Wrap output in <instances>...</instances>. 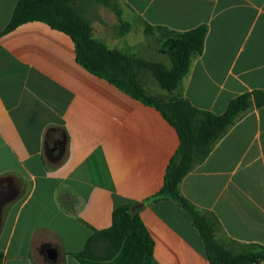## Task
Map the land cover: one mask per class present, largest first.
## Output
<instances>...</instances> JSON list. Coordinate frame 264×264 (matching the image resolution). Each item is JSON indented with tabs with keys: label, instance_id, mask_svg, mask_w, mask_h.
<instances>
[{
	"label": "crops",
	"instance_id": "crops-1",
	"mask_svg": "<svg viewBox=\"0 0 264 264\" xmlns=\"http://www.w3.org/2000/svg\"><path fill=\"white\" fill-rule=\"evenodd\" d=\"M17 1L0 0V264H209L190 214L170 198L151 200L179 146L173 125L79 65L64 32L30 21L2 33ZM119 1L120 20L91 25L109 49L139 56L145 25L206 26L180 83L194 107L221 114L264 89V0ZM133 16L140 28H119ZM178 191L212 219L217 241L264 247V106L245 113ZM124 203H143L152 255L127 235L116 251L100 236L92 259L75 257Z\"/></svg>",
	"mask_w": 264,
	"mask_h": 264
},
{
	"label": "trees",
	"instance_id": "trees-1",
	"mask_svg": "<svg viewBox=\"0 0 264 264\" xmlns=\"http://www.w3.org/2000/svg\"><path fill=\"white\" fill-rule=\"evenodd\" d=\"M77 1L83 0H18L2 33L26 22H44L70 36L79 65L130 97L155 107L177 131L179 146L167 166L163 186L151 200L170 198L190 214L202 238L209 264H264V247L243 245L236 251L217 241L213 236L212 219L196 211L178 191L181 179L208 156L214 145L245 113L264 106V89L234 97L221 114L198 109L180 93V83L192 58L202 52L206 26L177 32L166 27L145 25L146 37L159 34L162 42L160 52L168 57L169 64L145 60L109 49L94 39L91 26L81 16ZM146 75H150L167 94L161 96L152 92L146 84ZM142 205L124 203L116 206L112 211L111 226L94 231L84 249L73 255L82 261L89 260L93 257L90 247L96 238L109 239L116 251L127 235H133L151 256L153 241L139 216Z\"/></svg>",
	"mask_w": 264,
	"mask_h": 264
},
{
	"label": "rangeland",
	"instance_id": "rangeland-1",
	"mask_svg": "<svg viewBox=\"0 0 264 264\" xmlns=\"http://www.w3.org/2000/svg\"><path fill=\"white\" fill-rule=\"evenodd\" d=\"M76 5L80 10L81 16L84 18V20H86L90 24V26L95 20L110 21V22L113 20V18H117V20H120V16L124 10L119 0H96V1L83 0V1H77ZM131 24H133L135 27L138 28L141 27V22L139 21V19H137L134 16L132 17L129 23H123L119 21L118 26L119 28H122V26L124 27V25H127V27L128 26L131 27ZM159 37L160 36L157 33L153 37H147L146 43L148 48L145 51V49L141 47L142 49L140 48L141 50L138 55L139 57L144 58L145 60L160 61L169 64L168 57L160 52V49L162 47V42L161 40H159ZM125 53L127 55H131L129 51ZM145 81L147 86L152 90V92L157 94H159L158 92H162V90L156 86L154 80L150 75L148 76L146 75ZM214 230L215 229H213V236L215 238Z\"/></svg>",
	"mask_w": 264,
	"mask_h": 264
}]
</instances>
